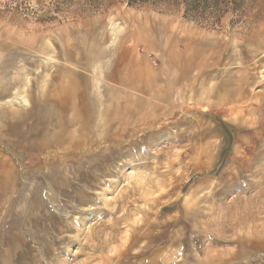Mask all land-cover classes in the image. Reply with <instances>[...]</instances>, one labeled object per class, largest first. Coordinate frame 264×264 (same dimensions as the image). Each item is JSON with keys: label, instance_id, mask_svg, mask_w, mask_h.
Returning <instances> with one entry per match:
<instances>
[{"label": "rangeland", "instance_id": "374dc122", "mask_svg": "<svg viewBox=\"0 0 264 264\" xmlns=\"http://www.w3.org/2000/svg\"><path fill=\"white\" fill-rule=\"evenodd\" d=\"M241 10L0 0V264H264V0ZM134 67L166 99L108 141Z\"/></svg>", "mask_w": 264, "mask_h": 264}, {"label": "bare ground", "instance_id": "6f19581e", "mask_svg": "<svg viewBox=\"0 0 264 264\" xmlns=\"http://www.w3.org/2000/svg\"><path fill=\"white\" fill-rule=\"evenodd\" d=\"M132 69L134 71L132 72L131 77H126L124 79V76H122L125 83L129 86L130 89L133 90L132 96L129 98L128 105L126 107L127 108V116H125V117H121V116L118 117L117 116L115 118H112V120L110 118L111 122L107 121V123L105 125H103V127L109 126L115 133L113 135V137H111L108 141L113 142V141L121 140L122 139V137L120 136L121 132L125 129L127 130V133H130V134L138 133V131L141 130L142 127L137 126L136 124H138L143 119V117L148 113L149 109L161 108L162 103H160V102H156L154 104L152 101L146 102L145 98L143 96L144 94H147L151 97L156 96L159 99V101H164L166 99L164 94L162 93L163 90L161 89L162 90L161 91L160 88H157L155 86V83L152 81V76L150 74H148L146 70H143L140 68L138 69L135 67ZM73 90H74V88H73ZM73 90H72V92L69 93L70 96L72 95ZM70 91H71V89H70ZM241 96H242V94H239V95L235 94L234 96L232 94L231 95H227V94L225 95L224 94L220 98H221V101H224V102H236V100H239L241 98ZM134 97H135V99H134ZM23 102L26 103L25 101H23ZM90 120H91V118H90ZM90 120L87 119L85 121V127H87V125L90 123ZM31 131H32V129H31ZM117 136H119V137L117 138ZM245 137H247V136L243 135V136L239 137L237 140L238 143H237V146L235 147V151H234V160H236V161H239V159L237 160L238 154H240V157L243 158L248 151L246 148L247 147V139L245 141ZM236 161H234V162H236ZM240 164H242V161Z\"/></svg>", "mask_w": 264, "mask_h": 264}, {"label": "trees", "instance_id": "16d2710c", "mask_svg": "<svg viewBox=\"0 0 264 264\" xmlns=\"http://www.w3.org/2000/svg\"><path fill=\"white\" fill-rule=\"evenodd\" d=\"M96 1V0H94ZM100 2L101 0H97ZM127 2L131 6L168 5L183 9L184 15L199 23L216 26L229 12L242 9L245 0H110ZM242 11V10H241ZM223 155V154H222Z\"/></svg>", "mask_w": 264, "mask_h": 264}]
</instances>
